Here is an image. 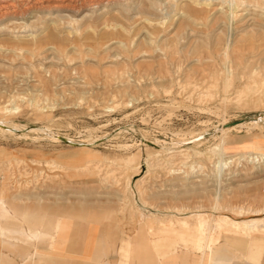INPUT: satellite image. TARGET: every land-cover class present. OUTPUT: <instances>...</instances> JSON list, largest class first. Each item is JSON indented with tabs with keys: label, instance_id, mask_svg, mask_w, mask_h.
Masks as SVG:
<instances>
[{
	"label": "rangeland",
	"instance_id": "obj_1",
	"mask_svg": "<svg viewBox=\"0 0 264 264\" xmlns=\"http://www.w3.org/2000/svg\"><path fill=\"white\" fill-rule=\"evenodd\" d=\"M0 120L14 264H197L264 219V0H0Z\"/></svg>",
	"mask_w": 264,
	"mask_h": 264
},
{
	"label": "bare ground",
	"instance_id": "obj_2",
	"mask_svg": "<svg viewBox=\"0 0 264 264\" xmlns=\"http://www.w3.org/2000/svg\"><path fill=\"white\" fill-rule=\"evenodd\" d=\"M260 123L263 124L264 121H263V123L261 120H259L258 122L257 121H252L249 123L244 122V123L239 124L237 126H238V128L246 127L248 130H252L258 124L260 125ZM231 129H232L231 127L225 126L221 130L223 131L224 134H226V133L230 132ZM0 130L2 132L8 131L10 133H17V131H24L26 129L24 126L18 125L16 123L6 122V121L0 120ZM23 134L26 135V132H23ZM94 139L88 140V142L84 144V147L86 146V144L94 143L93 142ZM67 143H69V142H67ZM164 144H167V143H164ZM173 146L176 148L175 143L173 144ZM246 146H247L246 148L249 150L248 152H246L247 154H250V152L252 150H259L260 151L259 152L260 153L259 158L252 157V161H255V158H257V161L260 162L261 159L264 158V146L254 145V144H248ZM165 147L166 146H163V148H165ZM174 147H172V148L174 149ZM229 149H230V147H221V149L219 150V152H218V156L220 157V159L218 161V163H219L218 168L219 169H222L223 165L227 162L225 157L227 156V153L231 152V150H229ZM251 156L252 155H250V157ZM88 162L89 161L86 160L84 162V164H82V165L85 166ZM124 165H126V164H124ZM5 199H6L5 188L0 186V241H1V244H3V245L8 242V243H11L12 246H15L16 243H18V241H19L18 235H22L25 232L22 230L21 227L16 226V222L14 220L15 215H14V213L12 214L10 212V210L7 208V204H6ZM216 207H217V204L215 205L214 208H216ZM3 220H6L5 225H2ZM188 225L190 227H196L197 231H200L199 235H198L199 242H205L206 243V249L203 252H206V255L208 258L202 259V257H201L197 264H207L208 260L211 258L223 257L218 252V248H219V246H221L223 244V242H218V243L214 244L215 243L214 242V239H215L214 234H216L218 231H221V230L222 231L223 230L224 231H230V230H232L234 232H238L237 234H239V233L251 234L252 232H254L256 230H259V231L263 232L262 236H264V219L260 220L259 218L245 219L242 221H235L229 217H219V218H213L211 220L206 219V218H204L202 220L192 219L191 222L183 220V219L179 220L180 229H182L183 227H186ZM166 228H168V227L166 226ZM170 230L172 233V237L178 238V234H180L178 227L173 224V226H172V228H170ZM41 233L42 232L34 231L32 234H30V236H28V239H31L32 237H39L42 235ZM12 234H15L16 236L12 237L11 239L7 238V236H10ZM260 234H261V232H260ZM49 236L52 237L53 233H50ZM23 245H27L30 247L33 246L29 243V240L27 242H25ZM203 245H204V243H203ZM31 251H32L31 248L29 249V248L22 247L21 250L19 251V253L26 256V255H31L32 254ZM234 253H235V250L229 254V257H233ZM0 254H1V256H4V258H6L5 264H14L13 263L14 259L12 257L11 258L6 257V255L2 251L0 252ZM227 255H228V253H227Z\"/></svg>",
	"mask_w": 264,
	"mask_h": 264
},
{
	"label": "crops",
	"instance_id": "obj_3",
	"mask_svg": "<svg viewBox=\"0 0 264 264\" xmlns=\"http://www.w3.org/2000/svg\"><path fill=\"white\" fill-rule=\"evenodd\" d=\"M263 257L264 236L256 237L253 235L241 251L235 249L233 257H214L209 259L207 264H263ZM5 261L6 258L0 254V264H5Z\"/></svg>",
	"mask_w": 264,
	"mask_h": 264
}]
</instances>
